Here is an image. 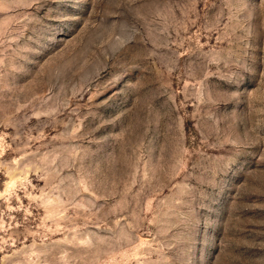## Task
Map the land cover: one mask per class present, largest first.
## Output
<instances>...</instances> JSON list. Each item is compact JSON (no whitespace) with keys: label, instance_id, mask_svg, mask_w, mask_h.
I'll use <instances>...</instances> for the list:
<instances>
[{"label":"rangeland","instance_id":"1","mask_svg":"<svg viewBox=\"0 0 264 264\" xmlns=\"http://www.w3.org/2000/svg\"><path fill=\"white\" fill-rule=\"evenodd\" d=\"M0 264H264V0H0Z\"/></svg>","mask_w":264,"mask_h":264}]
</instances>
